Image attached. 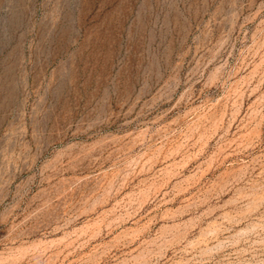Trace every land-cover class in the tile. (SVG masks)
<instances>
[{"label":"rangeland","instance_id":"1","mask_svg":"<svg viewBox=\"0 0 264 264\" xmlns=\"http://www.w3.org/2000/svg\"><path fill=\"white\" fill-rule=\"evenodd\" d=\"M0 264H264V0H0Z\"/></svg>","mask_w":264,"mask_h":264}]
</instances>
